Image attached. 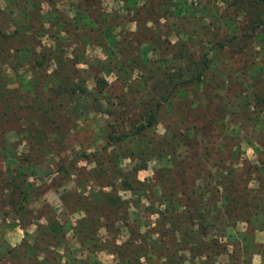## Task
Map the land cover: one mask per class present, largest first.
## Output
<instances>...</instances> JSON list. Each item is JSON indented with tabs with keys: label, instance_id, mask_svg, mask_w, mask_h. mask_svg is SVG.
<instances>
[{
	"label": "trees",
	"instance_id": "16d2710c",
	"mask_svg": "<svg viewBox=\"0 0 264 264\" xmlns=\"http://www.w3.org/2000/svg\"><path fill=\"white\" fill-rule=\"evenodd\" d=\"M116 1L122 3L118 9L121 15L126 12L137 14L143 10L150 17L147 21L156 23L163 19L166 33L163 34L162 39L159 36L156 40L161 52L157 58L151 60L145 55L149 50L155 49L153 45L155 40H149L145 34H142V38L134 39V34L130 33L132 36L130 39L121 33V29L119 32H112L111 36L108 35L105 45L102 44L105 58H94L88 65L100 66L99 71L106 74L120 71L130 76L138 69H146L148 74L146 78L141 76L140 80L138 78L133 81L129 79L124 81L117 75L125 86L123 88L125 92L115 96L117 99L115 104L110 100L104 104V98L98 90L79 97L77 88L69 84L73 75L71 69L67 67L72 63L76 65L78 58L77 61L68 58L61 43L55 42L52 46H44L36 52L31 45L32 40L28 38L25 40L19 29L14 30L10 35H0L5 43L8 42L9 47L13 46L11 42L18 36L22 44L14 50L17 58H20L31 70L38 69L40 71L38 73L46 77L45 80L51 85L54 94L60 97L69 93L76 98L74 104L79 102L77 107L85 103L78 110L77 119H85L90 111H94L110 116H124V121L126 119L131 127H134L138 121L141 123L147 121L146 126L152 127L166 114L177 118V128L176 126L168 128L169 124H166L168 131H171L170 135L164 136L159 141V146L151 147L155 155L160 156L164 161L158 171L165 176L160 177V180L163 183L165 180L169 182L168 188L159 186V192L151 198L153 200L157 198L159 207L164 206L163 209L157 210L159 216L155 219L156 226L142 232L141 226L146 223L136 218V227L131 228L130 223H135L129 216L132 200H121L112 196L114 214L123 211L125 213V216L117 218L116 221L129 231L127 240L115 246L114 252L117 256L121 252H127L129 257L126 259V264L128 262L139 264L141 258L150 260L155 254L159 264H251L250 259L256 253L262 256L264 264V252H256L261 248L264 249V244L258 245L254 234L256 230L264 232V132H260L261 138H257L255 143L259 147L255 160L234 156L229 161L223 155L214 159L212 164L214 170L209 171L205 169L208 157L194 150L196 158L187 162L186 159L181 160L179 157L181 154L176 152L174 146L176 142L180 143L182 140L184 141L182 144L189 147L192 145L191 140L199 131L203 132V136H210L214 128H223L227 122L233 124L232 131L236 132L251 119L249 111L255 114L264 112V0H219L225 5L222 11H219L217 6L206 4L202 6L195 0ZM197 9L201 17L200 26L203 28L201 36L195 32ZM89 18V14L84 16L83 25L93 24V20ZM205 18L208 22L204 21ZM221 22L223 28L220 26ZM70 23V21L61 22L60 31L69 33ZM20 24V28H24L21 22ZM169 27L174 30V41L169 39ZM122 58L125 60L123 61ZM226 60L236 62L237 71L251 79L246 85L237 82L228 109L223 108L222 99L229 97L230 85L226 86L225 96L215 94L221 104L215 103L214 97L208 93V87L214 77L221 75L225 77L221 83L219 82L220 85L217 84L218 87L224 86L226 81L236 79V76H232L229 72L225 73L226 69L221 68L226 64L224 63ZM240 62L243 64H241L242 69L239 68L241 65L238 67ZM84 63L87 64V61ZM218 64H220L219 68H217ZM51 65L53 68L47 74L46 71ZM74 68L73 65L72 69ZM19 79L25 81L23 84L29 87L30 93L38 91L35 88L38 81L31 83L33 79L30 80L31 78L26 76H20ZM81 81L83 82L84 79ZM81 81L79 80L78 86L82 85ZM103 83H105L104 78H99L97 74L96 84L101 86ZM38 86L42 89L37 96L49 92V89L44 90V84ZM226 104L228 105L229 101H226ZM52 108L51 106L49 109ZM49 109L41 113L47 114ZM234 114L235 116L238 114L237 120L231 119ZM253 121L254 125L260 124L264 127V123L257 117ZM211 123L218 126H210ZM35 129L40 133L44 130L42 126H36ZM136 130L132 132L134 135L141 132V129ZM125 135L123 133L119 137ZM111 137V140H114L116 136ZM111 140L108 139L107 143L114 147L115 144ZM117 158H121V155L117 154ZM12 162L15 166H7L6 171H3L4 174H0L3 180L0 200L5 199L4 206L9 207L4 213L17 217L16 220L21 226L27 222L34 223L36 230L32 244L22 240L17 246L12 247L4 243L0 248H4L3 252L12 258L18 252H53L52 250L61 242L60 239L64 242L67 225L58 220L54 208L46 202L38 208L37 216L29 217L30 209L27 204L30 194L40 192V189L28 178L33 175L36 177L39 166L31 160L26 164L14 159ZM239 164L240 167H234ZM141 168L143 167L138 169ZM60 169H65V166ZM202 169L207 173L203 174ZM90 176L93 177L92 174ZM119 181L120 188L124 191L131 190L140 198L143 196L147 198L146 188L137 180L130 179L128 174H123ZM251 183L255 185L252 186ZM107 185L115 188L111 183L99 186ZM61 200L64 206L68 205L63 198ZM41 219L44 220V224L40 222ZM238 222L246 225L242 234L243 242L239 243L236 249L234 248L235 252H229L227 245L221 242L222 236L213 235L212 231L219 226H223L219 227L221 230H231ZM117 228L120 229L118 226ZM148 241L151 242L149 248L145 246ZM219 257L225 258L219 260ZM14 264L23 263L14 262ZM34 264H47V261L43 259Z\"/></svg>",
	"mask_w": 264,
	"mask_h": 264
},
{
	"label": "rangeland",
	"instance_id": "374dc122",
	"mask_svg": "<svg viewBox=\"0 0 264 264\" xmlns=\"http://www.w3.org/2000/svg\"><path fill=\"white\" fill-rule=\"evenodd\" d=\"M216 1L195 0L202 6L204 4L217 6L218 10L222 11L225 5H222L219 0L217 3ZM121 5L122 3L116 0H0V35H10L14 30L19 29L25 40L26 38L32 40L31 45L36 52H39L44 46H52L55 42L61 43L68 58L76 61L78 58L76 65L72 63L67 67L71 69L73 75L69 84L77 88L79 97L98 90L104 98V104L108 100L115 104L117 102L115 96L125 92L123 89L125 86L117 75L124 81L128 79L133 81L138 78L140 80L141 76L146 78L148 74L146 69L135 70L130 76L120 71L106 74L99 71L100 66L88 65L94 58H105L103 46L108 35H112V32H119L121 29V33L130 39L132 37L130 33L134 34V39L142 38V34H145L149 40H155L153 42L155 49L149 50L145 55L151 60L157 58L161 52L156 40L159 36L162 39L163 34L166 33L163 19L156 23L147 21L150 17L143 10L137 14L126 12L121 15V12L118 11ZM86 14L90 15L91 21L93 20L92 25H83L82 20ZM196 14L195 32L201 36L203 28L200 26L199 9ZM154 18L156 17L154 16ZM63 21L71 22L68 24L69 33L60 31V24ZM204 21L208 22V19L205 18ZM20 22L24 28H20ZM221 23L220 26L223 28V22ZM149 29L152 33H149ZM192 29L194 30V27ZM169 31V39L174 41L173 28L169 27ZM3 43H5L4 38L0 37V174H4L7 166H15V163L12 162L13 159L24 164L31 160L37 164L39 171L35 175L36 177L33 175L28 179L35 184L34 186H39L40 192L30 194L27 204L30 209L29 217L37 216L38 208L46 202L54 208L58 220L67 225V230L64 242L60 239L61 242L52 250L53 252H18L12 258L3 252L4 248L1 247L0 264H14V262L34 264L43 259L47 261V264H126L129 254L121 252L117 256L114 248L127 240L129 231L119 221H116L117 218L125 216V213L122 209L123 213L114 214L111 204L112 196L121 200H132L129 216L133 222L138 218L142 223H146L141 226L142 232L156 226L155 219L159 216L157 210L163 209L164 206L159 207L157 198L155 200L151 198H154L159 192V186L168 188L169 182L165 180L163 183L160 180V177L165 176L158 171L164 161L160 156L155 155L151 147L159 146V141L164 136L170 135L171 131H168L166 124H169L168 128L175 126L177 128V118L174 115L166 114L159 119L158 124L152 127L146 126L145 122L147 121L142 123L138 121L134 127H131L126 119L124 121V116H110L94 111H90L85 119H77L78 110L85 103H81V106L77 107L79 102L74 104L76 98L69 93L58 97L45 80L46 77L38 73L40 72L38 69L31 70L27 64L17 58L14 50L22 44L18 36L11 42L12 47L7 45L8 42ZM122 60L125 59L122 58ZM85 61L87 64L84 63ZM224 63L226 64L221 68L226 69L225 73L229 72L232 76H236V79L231 77L234 80L226 81L224 86L218 87L217 84L225 78L220 74L221 77L212 79L208 93L214 97L215 103L221 104L215 94L225 96L226 86L230 85L229 97L222 99L223 108L228 109L237 82L246 85L251 79L237 71L236 62L226 60ZM241 64L240 62L238 67ZM73 65L74 69H72ZM242 65L239 68L242 69ZM217 66L219 68L220 64ZM230 66L234 68L230 69ZM52 68L53 65L49 66L46 73H50ZM83 69L84 71H80ZM97 74L99 78L105 80L101 86L96 84ZM20 76L33 79L31 83H35V80L38 81L39 83L35 87L38 91L30 93L29 87L23 84L25 81L19 79ZM82 79H84L83 82ZM79 80L82 82L80 86H78ZM39 84H44V90L49 89V92L37 96L42 89L38 86ZM100 100L102 101V99ZM226 101H229L228 105ZM51 106L53 108L49 109ZM47 109H49L47 114L41 113ZM248 113L251 119L246 121L238 131H232L234 126L229 122L223 128L216 127L218 124L211 123L209 125L216 128L210 136H203V132L199 131L191 140L192 145L189 147H185L182 140L180 143L176 142L174 145L176 152L181 154L179 156L181 160L186 159L187 162H190L191 159L196 158L194 150H197L196 153L209 158L205 163V169L208 171L214 170L212 167L214 159L223 157V155L229 161L234 156L255 160L259 152V147L255 143L257 138H261L260 132H264V127L260 124L254 125L253 120L257 117L264 123V112L255 114L249 111ZM233 118L237 120L238 114L237 116L234 114L231 119ZM36 126H42L43 132H37ZM136 129H141L138 135L132 133L136 132ZM123 133L126 135L119 137ZM111 136L116 137L111 140ZM108 139L115 144L114 147L108 145ZM117 154H120L121 158H117ZM62 166H65V169L61 170ZM240 166L239 164L234 167ZM140 167L143 168L139 170ZM201 172L207 173L203 169ZM123 174H128L130 179L137 180L142 184L146 188L145 195L148 199L145 196L140 198L131 190L121 189L119 178ZM1 178L0 175V191H3ZM109 183L113 184L115 188H110L108 185L99 186ZM251 185L254 186L255 183H251ZM44 191H50L48 198L50 202L47 200L46 194L44 195ZM61 198L67 201L68 205L64 206L61 202V205L56 207L54 204H57V200H61ZM4 201L5 199L1 198L0 246L4 244L2 239L7 236L6 233L14 231L17 235L12 234L13 242L17 240V237L19 238L20 234L24 233L23 240L32 244L36 225L27 222L23 231H20L18 226L15 228L14 225L18 224L17 217L4 213L9 209L7 205L4 206ZM70 210L74 211L73 215L70 214ZM40 222L44 224L43 219ZM135 225L136 222L130 223L131 228H135ZM219 227L213 229L212 234L222 236L221 242L227 245L229 252H235L239 243L243 242L242 234L246 225L238 222L234 228L228 231L221 230ZM254 234L257 244L263 245L264 232L256 230ZM39 243L41 244V241ZM145 246L149 248L151 242L148 241ZM256 252H264V249L261 248ZM156 256L155 254L150 260L141 258L139 264H159ZM224 258L219 257V260H224ZM250 260L251 264H263L262 256L259 253L254 254ZM128 264L130 263L128 262Z\"/></svg>",
	"mask_w": 264,
	"mask_h": 264
},
{
	"label": "crops",
	"instance_id": "0c3cea01",
	"mask_svg": "<svg viewBox=\"0 0 264 264\" xmlns=\"http://www.w3.org/2000/svg\"><path fill=\"white\" fill-rule=\"evenodd\" d=\"M46 194V197H47V200H48V198H49V195H50V191H44V195ZM49 201V200H48ZM58 201V203L57 204H54L56 207L57 206H60L61 204V202H62V200H57ZM50 202V201H49ZM53 205V204H52ZM68 210V209H67ZM71 212H70V214L71 215H73L74 214V211H72V210H70ZM16 221H18V220H16ZM33 224V223H32ZM33 225H35V224H33ZM16 226V227H15ZM17 226H18V228H19V230L20 231H23V229H24V226H21V225H19V224H16V225H14V227L15 228H17ZM20 226V227H19ZM14 229V228H13ZM10 233V234H9ZM7 234V236H4V239H2L1 241H2V243H5V244H8V245H10V246H17V245H19L20 243H21V241L24 239V237H23V234H20L19 235V238L17 237V240L15 241V242H13V240H12V238H11V236H12V234H16L17 235V233L14 231V232H7L6 233ZM9 235V236H8Z\"/></svg>",
	"mask_w": 264,
	"mask_h": 264
}]
</instances>
